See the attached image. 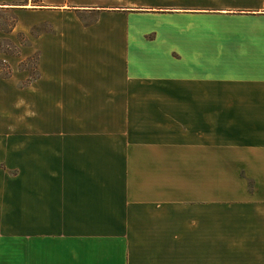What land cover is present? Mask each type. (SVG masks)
Listing matches in <instances>:
<instances>
[{"label":"crops","instance_id":"obj_1","mask_svg":"<svg viewBox=\"0 0 264 264\" xmlns=\"http://www.w3.org/2000/svg\"><path fill=\"white\" fill-rule=\"evenodd\" d=\"M0 11L37 54L0 80L27 106L0 138V264H264V0Z\"/></svg>","mask_w":264,"mask_h":264},{"label":"rangeland","instance_id":"obj_2","mask_svg":"<svg viewBox=\"0 0 264 264\" xmlns=\"http://www.w3.org/2000/svg\"><path fill=\"white\" fill-rule=\"evenodd\" d=\"M16 23L17 17L15 14L0 11V80H9L13 77V69L6 61L8 57L17 58L21 61L16 74L25 72L26 74L29 73L32 78L37 74V54L31 58L26 57L27 51L25 49L29 45L28 35L22 31L26 26V19L21 22L20 29L14 35H11ZM150 26L158 27L159 25L153 24ZM26 84V81L21 82L19 89L26 87ZM20 92H5L4 97L0 99V107H2L4 114V125L0 130V138H26V95ZM0 159V170H6L5 165L7 162L1 156ZM10 161L14 163L16 159L11 158Z\"/></svg>","mask_w":264,"mask_h":264}]
</instances>
